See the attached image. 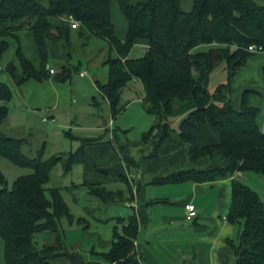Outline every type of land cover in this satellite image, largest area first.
Returning a JSON list of instances; mask_svg holds the SVG:
<instances>
[{"label":"trees","instance_id":"trees-1","mask_svg":"<svg viewBox=\"0 0 264 264\" xmlns=\"http://www.w3.org/2000/svg\"><path fill=\"white\" fill-rule=\"evenodd\" d=\"M116 1L127 21L123 40L112 20V0H0V52L10 45L5 38L18 39V31L27 28L39 53L38 60L29 58L18 43L15 59L5 66L14 83L21 86L31 79L71 81L80 64L72 63L75 49L87 47L95 37L103 38L109 45L104 61L108 81L96 80V84L110 105L112 117L127 107L122 103V89L130 80L138 79L144 87L143 106L155 117L141 138L149 147L145 158L158 157L171 137L186 144L182 163L167 174L154 176V183L211 181L236 171L264 175V128L257 121L260 109L248 102L253 90L244 91L240 108L231 100L234 77L257 54L248 47L264 45V0H193L188 10L184 0ZM61 18L68 22L61 23ZM71 20L80 23L75 35ZM138 41H145L148 48L143 56L131 58L129 54ZM201 45L210 47L195 51ZM53 48L63 58L54 59ZM52 58L56 61L53 74L47 69ZM221 62L226 63L228 78L212 93L211 74ZM12 95L10 85L0 78V157L32 172L18 176L8 187L0 167V238L5 243V264H138L136 213L114 218L113 244L101 254L102 260L86 259L66 246L62 220L72 221L74 216L63 187H51L48 194L45 185L58 163H63L65 173L71 172L83 160L85 147L102 140L83 138L68 155L46 159L42 154L29 156L23 150L27 138L2 130ZM93 104L100 107L101 102L94 96ZM176 107L187 114L178 129L170 123ZM200 123L217 129L220 141L195 147L194 131ZM95 191L104 202L115 199L113 191L104 186H97ZM231 195L227 219L231 223L243 221L239 242H231L235 264H264V201L237 178L232 180ZM40 232L54 233L56 244L39 246L35 234Z\"/></svg>","mask_w":264,"mask_h":264},{"label":"crops","instance_id":"crops-1","mask_svg":"<svg viewBox=\"0 0 264 264\" xmlns=\"http://www.w3.org/2000/svg\"><path fill=\"white\" fill-rule=\"evenodd\" d=\"M188 4L191 9L193 0H189ZM59 21L67 23L68 19L61 18ZM75 29L73 27V30ZM126 30L121 31L120 35L116 32L117 36L123 40ZM22 32L24 31H18V39L15 38L21 45ZM27 35L32 56L26 53L24 45L22 48L29 58L38 60L39 53L31 31L28 30ZM136 44H141L145 50L148 48L145 41H138ZM52 57L54 59L63 58L54 48ZM252 59H256V62ZM252 61L256 64V73L247 70ZM50 66L53 68L52 65ZM263 67L264 53L251 56L246 65L238 71L231 86V100L235 108H240L244 91L253 90L248 96V102L260 109L257 121L261 128H264V91L257 88H264ZM81 75L83 76L84 73ZM31 81L36 82L31 79L21 86H17L24 87L28 97H31V91L27 85L33 83ZM40 83V85H49L52 89H58V85L55 84L58 82L52 79ZM32 85L37 86V84ZM23 93L25 99L23 102H25L27 99ZM50 96L51 91L43 94L34 92V101L29 106H38V101H43L45 105H49L48 110H51L53 107L46 100ZM22 105L27 106L26 103ZM10 116L9 113L7 121L2 125V130L9 135H11L9 130L13 132L15 130L10 125L8 126ZM219 141V131L208 123H200L196 127L193 139L195 147ZM111 146V141L108 143L103 140L87 145L83 160L76 163L74 167L83 168L86 184L104 186L113 191L115 199L104 203V205L127 200L128 207L137 214L139 232L135 243L138 264H188L191 262L194 264H235L231 242H239L243 221L231 223L227 219L232 201V180L234 179L232 174L224 177L218 176L214 180L204 182L186 180L177 183H154L152 181L154 176L177 168L182 163L186 154V144L183 141L175 136L169 138L160 155L155 158H145L148 152V149L145 152V148L135 155L129 147L117 150ZM240 177L250 180L251 174L242 172L236 178L242 180ZM116 181L126 183L129 190L128 197L125 196L126 189L112 186ZM91 202L97 203L95 200H91ZM130 202H134L136 205L130 206ZM188 203H193L197 209V215L193 219L186 217L185 206ZM109 207L105 208L109 209ZM93 211L95 210L89 207L85 211L72 212L74 216L72 221L67 218L62 220L66 246L71 251L79 252L86 259H91L92 256H101L102 253L111 249L114 218L125 217L120 215L124 211L119 210L117 213L111 212L105 217L93 215V221H90L85 214L86 212L92 214ZM128 214L132 215L133 213ZM70 231L80 232L74 234L75 240L68 238ZM35 236L41 238L45 244H56L54 233L40 232Z\"/></svg>","mask_w":264,"mask_h":264},{"label":"rangeland","instance_id":"rangeland-1","mask_svg":"<svg viewBox=\"0 0 264 264\" xmlns=\"http://www.w3.org/2000/svg\"><path fill=\"white\" fill-rule=\"evenodd\" d=\"M138 1L140 0H134L136 3ZM112 3L113 22L116 32L120 35L121 31L126 30V19L117 1L113 0ZM188 3L189 0L183 1V6L186 10L189 9ZM28 30L24 28V32L21 33L22 45H24L26 53L32 56L29 48ZM73 33H76V30H73ZM2 39L0 37V48ZM5 39L8 40L10 45L3 53L0 52V66L3 67L0 71V78L7 82L14 92L8 103L11 115L8 126L10 125L15 130L14 132L9 130V132L12 136L29 140L23 149L27 155L36 157L42 154L44 159L56 154L64 155V153L75 151L82 143L83 138L86 137L101 138V140L108 143L111 141V147L117 150L129 147L135 155L143 148H145V152L147 149L149 151V147L143 145L141 138L142 134L154 124L155 117L147 112L143 106L144 87L142 82L138 79H132L122 89V103H126L127 107L116 118L112 117L109 103L102 97L96 86V80L102 83L108 81V66L104 64V61L109 55V45L105 39L95 37L87 47L74 48L72 63L79 64L78 62L80 61L79 70L73 73L71 81L55 83L58 85L57 90L52 89L49 85H40V82L31 81L33 83L27 85L30 88L31 97L26 95L24 87H17L5 70V66L13 58L15 59V52L18 47L14 37ZM209 47V45H201L195 51L207 50ZM145 52L144 46L136 44L132 48L129 57H140ZM252 60L256 62V59ZM254 61L247 68L252 73H256ZM55 62L51 59L49 64L54 66ZM225 65V62H221L211 74L209 90L212 93L219 84L227 81L228 71ZM262 72L264 73L263 69ZM82 73H84L83 76L81 75ZM32 84H37V86L35 85V87ZM257 89L264 91L263 87ZM48 91H51V96L46 100L53 107L51 110H48L49 105H45L43 101H38V106H29L34 101V92L43 94ZM22 93L26 96L27 100L25 102H23L25 99ZM94 96L101 102L100 107L93 104ZM24 103L27 106L22 105ZM175 113L170 118V123L174 128L178 129L182 119L187 114L179 112L177 107ZM0 167L6 175L8 187L12 186L13 181L18 176L32 172L29 168L18 167L1 157ZM64 170L63 163H58L52 171L51 181L45 185V188L49 194V188L62 186L63 196L72 212L85 211L91 207L95 211L92 214L88 212L85 214L90 221H93V215L105 217L109 213H117L119 210L124 211L120 215L125 217L129 215L128 213H134L133 209L128 207L127 200H119L117 203L104 205L106 202L95 191L97 186L86 184L82 167L75 166L68 173H65ZM248 173L251 174L250 180L243 177L240 178L255 189L264 201V175L253 171L245 172V174ZM163 174H167V172ZM112 186L126 189L125 196H129V190L125 182L116 181L113 182ZM90 199L95 200L97 203H92ZM104 206L110 207L106 209ZM68 233L70 236L68 238L75 240L74 234H79L80 232L70 231ZM35 240L39 246L45 244L38 236H35ZM4 245V239L0 238V264L6 263ZM90 260H102V257L92 256Z\"/></svg>","mask_w":264,"mask_h":264},{"label":"built area","instance_id":"built-area-1","mask_svg":"<svg viewBox=\"0 0 264 264\" xmlns=\"http://www.w3.org/2000/svg\"><path fill=\"white\" fill-rule=\"evenodd\" d=\"M80 25L78 21L71 20V26L77 28ZM249 51L255 52V53H264V45L261 44H252L248 47ZM47 69L50 71V73H54V68H52L49 64L47 65ZM46 120V119H45ZM242 172L236 171L232 173V178H236L240 176ZM130 206L136 205L134 202L129 203ZM186 217L187 219H193L197 215V209L196 206L193 203L186 204ZM188 264H194L193 262Z\"/></svg>","mask_w":264,"mask_h":264}]
</instances>
